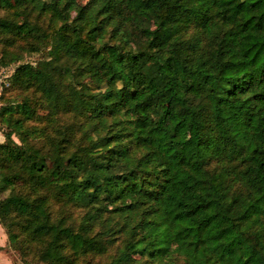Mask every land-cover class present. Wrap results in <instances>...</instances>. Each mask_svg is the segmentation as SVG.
<instances>
[{
	"label": "trees",
	"instance_id": "trees-1",
	"mask_svg": "<svg viewBox=\"0 0 264 264\" xmlns=\"http://www.w3.org/2000/svg\"><path fill=\"white\" fill-rule=\"evenodd\" d=\"M31 6L74 36L2 98L10 244L21 226L43 264L118 241L113 264H264V0H0L4 33ZM17 87L38 106L8 103ZM53 201L84 210L77 229Z\"/></svg>",
	"mask_w": 264,
	"mask_h": 264
},
{
	"label": "rangeland",
	"instance_id": "rangeland-1",
	"mask_svg": "<svg viewBox=\"0 0 264 264\" xmlns=\"http://www.w3.org/2000/svg\"><path fill=\"white\" fill-rule=\"evenodd\" d=\"M89 0H80L81 3H87ZM33 7L25 8L28 25L26 31L13 34L4 33L0 27V63L9 61L10 58L17 59V63L6 68H14L21 65H31L38 69H48L47 64L53 65L55 60L64 56V48H59L60 40L74 36L70 30H61L63 23L51 21L52 15H42L32 9ZM7 17V15H6ZM20 24L23 22L20 21ZM1 26V24H0ZM1 33H3L1 35ZM0 64V66H1ZM4 67V66H2ZM9 102H28L36 103L40 100V94L35 90L25 91L17 87L11 91L7 97ZM33 106V105H32ZM62 124L69 126L76 123L73 116L63 115L61 117ZM16 141L17 138L14 137ZM215 163L212 162V166ZM211 166V165H210ZM213 167H210L212 169ZM7 193L2 195L0 199L7 197ZM51 212L54 222L63 220L68 226L77 229L85 215L84 210L77 208L64 207L62 203L53 201ZM13 223L18 222L19 225H24L25 219L16 218V215L11 217ZM25 226V225H24ZM15 234L19 236L20 244L12 246L9 242V235L3 225L0 224V264H43L41 262V247L32 244L28 237L24 236L22 229L17 228ZM105 246H107L105 244ZM108 251L104 255H88L78 257L75 264H113L115 258L119 254L121 242L115 243L113 246L107 247Z\"/></svg>",
	"mask_w": 264,
	"mask_h": 264
},
{
	"label": "built area",
	"instance_id": "built-area-1",
	"mask_svg": "<svg viewBox=\"0 0 264 264\" xmlns=\"http://www.w3.org/2000/svg\"><path fill=\"white\" fill-rule=\"evenodd\" d=\"M15 73L14 68H6L0 66V107L2 106V98L6 92L11 87V80Z\"/></svg>",
	"mask_w": 264,
	"mask_h": 264
},
{
	"label": "crops",
	"instance_id": "crops-1",
	"mask_svg": "<svg viewBox=\"0 0 264 264\" xmlns=\"http://www.w3.org/2000/svg\"><path fill=\"white\" fill-rule=\"evenodd\" d=\"M6 141V138L2 131H0V144L4 143Z\"/></svg>",
	"mask_w": 264,
	"mask_h": 264
}]
</instances>
